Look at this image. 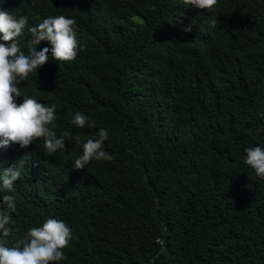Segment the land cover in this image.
<instances>
[{"label": "trees", "instance_id": "trees-1", "mask_svg": "<svg viewBox=\"0 0 264 264\" xmlns=\"http://www.w3.org/2000/svg\"><path fill=\"white\" fill-rule=\"evenodd\" d=\"M0 11L28 18L25 53L29 28L56 15L76 20L84 46L70 62L49 52L20 84L73 139L54 154L41 140L0 148V170L21 171L9 244L54 216L73 234L57 264H264V179L244 162L264 147V0H0ZM76 111L95 128L73 125ZM99 128L112 159L74 169L75 137Z\"/></svg>", "mask_w": 264, "mask_h": 264}, {"label": "clouds", "instance_id": "clouds-1", "mask_svg": "<svg viewBox=\"0 0 264 264\" xmlns=\"http://www.w3.org/2000/svg\"><path fill=\"white\" fill-rule=\"evenodd\" d=\"M218 0H183L186 5L200 9H212ZM174 20L170 21L173 22ZM182 24V21H179ZM28 25L24 15L17 17L12 11H0V148L17 144L21 148L29 147L34 141L41 140L48 154L65 149V141H72V133L65 130L58 137L49 125L57 119L56 106L45 105L34 96L22 92L20 84L27 81L30 74L47 63L49 52L61 62L76 59L78 52L84 47L76 34V20L65 15L50 16L39 24L29 28L31 39L25 53L20 46L19 37ZM216 21H211L215 28ZM183 31L191 32L192 25L183 27ZM214 35V33H213ZM42 41L51 47H43L37 51ZM23 96V101L17 98ZM71 123L78 128H95V121L89 116L76 111L69 113ZM108 131L99 128L94 138L82 142L75 137L82 147V154L74 159L72 167L83 170L93 160L110 161L112 156L104 150V142L108 139ZM244 162L254 169L257 177L264 179V147L252 146L245 149ZM20 161L22 164L25 158ZM16 164L0 170V264H57L67 259L63 249L69 246L73 238L72 228L62 219L48 216L40 226H31L21 238L9 244L12 236L11 225L15 223L13 213L17 211L16 197L9 194L14 183L21 177Z\"/></svg>", "mask_w": 264, "mask_h": 264}, {"label": "bare ground", "instance_id": "bare-ground-1", "mask_svg": "<svg viewBox=\"0 0 264 264\" xmlns=\"http://www.w3.org/2000/svg\"><path fill=\"white\" fill-rule=\"evenodd\" d=\"M91 177V176H90Z\"/></svg>", "mask_w": 264, "mask_h": 264}]
</instances>
